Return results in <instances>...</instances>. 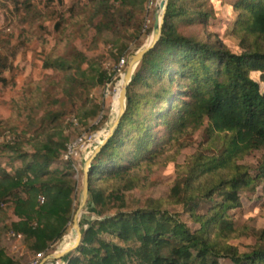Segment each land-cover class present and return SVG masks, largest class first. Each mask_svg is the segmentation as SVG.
<instances>
[{"label": "trees", "instance_id": "1", "mask_svg": "<svg viewBox=\"0 0 264 264\" xmlns=\"http://www.w3.org/2000/svg\"><path fill=\"white\" fill-rule=\"evenodd\" d=\"M12 1L16 11L32 8ZM78 1L84 3L70 10V20L59 15L55 31L77 28L82 36L93 31L95 40L142 30V21L131 24L135 13L128 6L135 2ZM210 3L167 1L159 40L127 88L125 112L90 163L86 209L93 217L79 223V245L57 264H264V229L254 234L247 252L232 244L243 233L234 220L241 198L259 188L264 198V0L231 5L236 17L227 34L238 51L216 34L209 41L177 31L178 22L205 24L214 17ZM86 61L74 48L46 55L42 69L60 80L50 82L49 91L38 85L24 93L13 103L16 118L5 123L11 125L9 139L0 143V155L5 165L18 166L10 172L0 164V217L12 202L20 221L10 229L36 254L60 242L76 214L78 182L71 161L61 160L65 147L54 132L79 92L88 90L90 80L76 75L77 64ZM5 63L0 58V69L8 68ZM18 120L19 130L13 126ZM201 131L204 139L177 163L185 140ZM257 152L263 155L255 167L244 163ZM53 163L58 165L51 168ZM171 163L175 178L165 198L127 199L126 193L140 187L143 170ZM22 192L31 196L22 199ZM0 264L18 263L0 249Z\"/></svg>", "mask_w": 264, "mask_h": 264}, {"label": "rangeland", "instance_id": "2", "mask_svg": "<svg viewBox=\"0 0 264 264\" xmlns=\"http://www.w3.org/2000/svg\"><path fill=\"white\" fill-rule=\"evenodd\" d=\"M17 1L20 4H30L32 7L30 12L21 10L20 7L16 11L12 0H0V58L6 59L5 64L8 66L6 70L0 69V143L9 139L8 128L11 125L8 126L5 123L16 118V108L13 103L18 102L24 93L33 90L38 85L41 86L42 91H49L50 82L55 83L60 80V75H51L50 71L42 69L45 56L68 53L72 48L82 52L87 61L80 66L77 64L81 70L76 72V75L85 76L91 83L87 91L79 92L76 105L68 106L67 114L54 132V140L62 142L65 147L61 151V160H65L68 147L76 148L75 155L67 156L71 161L73 179L78 182L74 202V205L78 204V210L86 162L106 138L109 129L117 119L118 87L128 70L130 59L152 44L160 0H128L130 4L135 2L128 6V10L132 8L135 13L131 24L136 26L142 21L140 33L131 28L126 29L119 36L104 34L95 40L93 31L82 36L77 28L54 30V25L59 21V15H63L65 20H70V10L80 2L78 0ZM235 1L211 0L210 6L215 11L214 17L209 18L205 24L200 23V20L178 22L177 31L187 38L209 41L216 34L221 42L233 51H238V42L227 34V30L236 17L231 9ZM83 3L84 1L80 2V4ZM148 30L150 33H145ZM121 60H124L122 66L120 65ZM139 64L140 62L135 66L133 75ZM47 76L51 80L47 79ZM251 77L260 83L259 74L253 73ZM261 86L264 85L261 84ZM55 107L61 108L62 105L56 103ZM20 121L13 123V126L17 125V130L21 129ZM90 136L96 141L91 145L87 144ZM203 139V131L188 137L177 163H182L186 156L193 153ZM27 147L24 146L25 149ZM262 155L263 153L260 152L254 153L246 158L244 163L255 167ZM0 164L2 168L10 172H14L13 166H18L17 164L5 165L4 155H0ZM57 165L53 163L50 167L55 168ZM141 176L140 187L126 193L128 200H139L140 202L149 197L165 198L175 178V165L171 163L167 166H156L143 170ZM262 184L264 185V182ZM260 190L259 188L254 195L241 198L242 207L234 213L235 224L243 229V233L232 244L237 246L241 252H247L254 244V234L264 229V198L259 199ZM30 196L27 192L20 194L22 199H28ZM37 200L40 201V197H37ZM6 205L5 218L0 217V249L18 264H57L54 259L48 257L62 251L68 236L73 234V222L68 226L60 242L48 252L36 254L27 247L20 233L10 229L12 223L20 220L15 214V206L12 202ZM86 206L87 202L78 212L79 223L89 222L93 217L92 211L87 210ZM169 210L178 211L179 209L169 208Z\"/></svg>", "mask_w": 264, "mask_h": 264}, {"label": "water", "instance_id": "3", "mask_svg": "<svg viewBox=\"0 0 264 264\" xmlns=\"http://www.w3.org/2000/svg\"><path fill=\"white\" fill-rule=\"evenodd\" d=\"M167 1L168 0H160L159 2V6H158V13L156 14V24H155V28H154V35H153V41L152 44L148 47L145 48L144 50H142L141 52L137 53L135 56H133L129 63H128V70L124 76V80L122 83V87H121V91L119 93V97H118V116L116 121L113 123V125L111 126V128L109 129V132L106 136V138L103 140V142L94 150V152L92 153V155L90 156V158L87 160L86 162V167L84 169V184H83V190L81 193V201L78 207V210L73 218V234L75 236V242L72 246H70L68 249L52 254L51 256H49L48 258L50 259H61L64 255L70 253L71 251H73L75 248H77V246L80 243L81 240V230H80V226H79V222H78V212L80 210H82V208H84L86 202H87V197H88V172L90 169V163L93 160V158L98 154V152L101 150L102 146L108 141V139L113 135L114 131L116 130L122 115L125 112V105H126V93H127V88L129 86V83L131 81V78L133 76V72H134V68L135 66L141 61V59L143 58V56L154 47V45L158 42L159 37L161 35V27L164 21V14L166 11V7H167Z\"/></svg>", "mask_w": 264, "mask_h": 264}, {"label": "built area", "instance_id": "4", "mask_svg": "<svg viewBox=\"0 0 264 264\" xmlns=\"http://www.w3.org/2000/svg\"><path fill=\"white\" fill-rule=\"evenodd\" d=\"M124 64V60H121L120 65L122 66ZM96 142L93 137L90 136L89 140L87 141V144L91 145L92 143ZM75 155L76 154V148L74 146L68 147L67 155ZM65 156V160H68V156ZM42 198H40V202H42Z\"/></svg>", "mask_w": 264, "mask_h": 264}, {"label": "bare ground", "instance_id": "5", "mask_svg": "<svg viewBox=\"0 0 264 264\" xmlns=\"http://www.w3.org/2000/svg\"><path fill=\"white\" fill-rule=\"evenodd\" d=\"M123 80H124V78H123ZM122 83H123V81L120 83V85L118 87L119 88L118 89L119 93L121 91ZM74 242H75V236H74V234H70L68 236L67 243L65 244L64 247H62V251L68 249L70 246H72L74 244Z\"/></svg>", "mask_w": 264, "mask_h": 264}]
</instances>
